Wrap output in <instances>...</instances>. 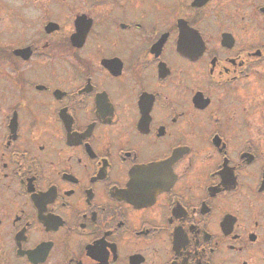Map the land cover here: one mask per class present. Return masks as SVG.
<instances>
[{
	"label": "flooded vegetation",
	"instance_id": "af4514ba",
	"mask_svg": "<svg viewBox=\"0 0 264 264\" xmlns=\"http://www.w3.org/2000/svg\"><path fill=\"white\" fill-rule=\"evenodd\" d=\"M0 264H264V0H0Z\"/></svg>",
	"mask_w": 264,
	"mask_h": 264
}]
</instances>
